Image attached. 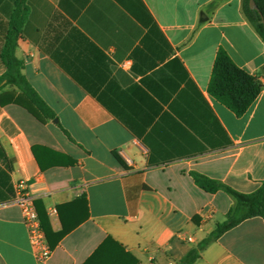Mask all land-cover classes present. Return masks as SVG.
Returning <instances> with one entry per match:
<instances>
[{
	"label": "crops",
	"instance_id": "0c3cea01",
	"mask_svg": "<svg viewBox=\"0 0 264 264\" xmlns=\"http://www.w3.org/2000/svg\"><path fill=\"white\" fill-rule=\"evenodd\" d=\"M12 35L56 118L41 121L0 84V264H88L109 238L89 264L130 262L125 253L180 264L234 205L194 174L244 194L263 185L264 41L243 0H0V79ZM221 48L263 84L242 116L210 92ZM20 182L49 220L44 262L12 203ZM193 264H264V218L244 220Z\"/></svg>",
	"mask_w": 264,
	"mask_h": 264
},
{
	"label": "trees",
	"instance_id": "16d2710c",
	"mask_svg": "<svg viewBox=\"0 0 264 264\" xmlns=\"http://www.w3.org/2000/svg\"><path fill=\"white\" fill-rule=\"evenodd\" d=\"M249 2L250 0H243L244 13L264 41V24L261 17L262 15L264 18V0H255L261 15L258 11L250 8ZM23 20V15L19 17L18 14L16 15V19L13 22V33L17 34L20 32ZM13 50L14 38L12 35L8 40L7 48V59L10 60L8 63V71L5 78L0 79V84L6 80L8 85L18 88L26 100L24 104L19 100H16V102L18 104H23L41 121L55 119L56 114L54 111L23 75V63L14 58ZM262 89L263 84L258 78L236 65L226 50L222 48L219 49L210 81V92L216 99L233 111L237 116H242L258 98ZM63 131L71 139L69 133L65 129H63ZM33 151L36 155L35 148ZM38 161L40 162L39 159ZM194 178L196 183L207 192L214 193L221 189L225 190L234 199V205L228 212L226 220L217 224L215 230L201 241L196 248L192 249L180 264H193L200 257L202 250L211 242L216 241L223 234L236 227L244 220L252 217L264 218V183L257 191L244 194L204 175L194 174ZM36 206L42 226L48 241H50L49 220L45 212L42 211L39 203H36ZM109 242H113V239L109 238L96 252V255L88 261V264L95 260ZM125 255L130 258V262H127L125 257H118V255H116L109 258L107 262L101 264H138V260L134 256L129 253H125Z\"/></svg>",
	"mask_w": 264,
	"mask_h": 264
},
{
	"label": "built area",
	"instance_id": "2783aa9c",
	"mask_svg": "<svg viewBox=\"0 0 264 264\" xmlns=\"http://www.w3.org/2000/svg\"><path fill=\"white\" fill-rule=\"evenodd\" d=\"M12 203L19 206L28 231L31 246L39 261H46L52 254L45 230L42 226L35 198L29 193L25 182L16 187V195Z\"/></svg>",
	"mask_w": 264,
	"mask_h": 264
},
{
	"label": "water",
	"instance_id": "95a60500",
	"mask_svg": "<svg viewBox=\"0 0 264 264\" xmlns=\"http://www.w3.org/2000/svg\"><path fill=\"white\" fill-rule=\"evenodd\" d=\"M249 5H250V8H251V9L256 10V11L259 12V9H258V6L256 5L255 0H250ZM259 13H260V12H259ZM260 15H261V13H260ZM261 17H262V22H263V24H264V18H263L262 15H261ZM55 122H57V120H55Z\"/></svg>",
	"mask_w": 264,
	"mask_h": 264
}]
</instances>
